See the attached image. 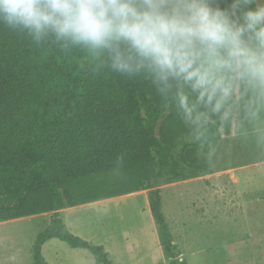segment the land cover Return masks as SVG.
<instances>
[{"label":"trees","instance_id":"16d2710c","mask_svg":"<svg viewBox=\"0 0 264 264\" xmlns=\"http://www.w3.org/2000/svg\"><path fill=\"white\" fill-rule=\"evenodd\" d=\"M231 1L178 0L189 32L193 21L206 32L207 57L220 46ZM133 19L132 0H0V222L75 206L72 186L98 177L123 173L132 192L150 178L158 187L202 173L190 163L188 144L177 151L168 142L165 112L174 105L171 123L187 126L190 112L176 97L182 71L202 69L205 85L230 101L237 96L236 78L223 72L220 80L209 77L187 42L182 65L175 59L169 67L174 86L154 81L135 63L128 36ZM160 57L153 63L158 70L167 65ZM192 91L198 95L199 85ZM246 111L247 105L243 123ZM150 211L171 264H187L178 258L158 190ZM53 239L86 250L96 264H114L103 246L72 233L59 215L36 236L33 264H48L43 248Z\"/></svg>","mask_w":264,"mask_h":264},{"label":"rangeland","instance_id":"374dc122","mask_svg":"<svg viewBox=\"0 0 264 264\" xmlns=\"http://www.w3.org/2000/svg\"><path fill=\"white\" fill-rule=\"evenodd\" d=\"M132 1L128 36L139 71L174 86L169 67L175 59L182 65V48L189 42L209 77L220 80L223 72L236 78L237 96L230 101L224 92L205 85L202 69L194 74L182 71L176 97L184 112L192 113L185 114L187 126L180 120L171 123L174 105L165 112L168 142L177 144V151L188 144L190 163L202 173L158 187L150 178L132 192L123 184V173L73 185L75 206L0 222V264H33L36 236L55 215L75 235L103 246L114 264H171L150 211V196L157 190L181 261L264 264V0H232L226 5L221 43L209 50V57L206 32L195 21L189 32L178 0ZM168 42L176 46L165 48ZM159 57L167 65L160 62L158 70L153 63ZM196 85L198 95L192 91ZM43 255L48 264H96L86 250L58 239L44 245Z\"/></svg>","mask_w":264,"mask_h":264}]
</instances>
